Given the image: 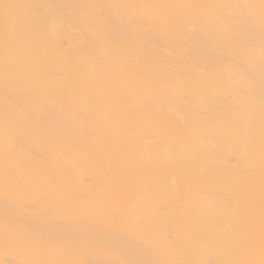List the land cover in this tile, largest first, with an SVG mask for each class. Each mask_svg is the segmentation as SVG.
<instances>
[{
	"label": "bare ground",
	"instance_id": "6f19581e",
	"mask_svg": "<svg viewBox=\"0 0 264 264\" xmlns=\"http://www.w3.org/2000/svg\"><path fill=\"white\" fill-rule=\"evenodd\" d=\"M0 264H264V0H0Z\"/></svg>",
	"mask_w": 264,
	"mask_h": 264
}]
</instances>
